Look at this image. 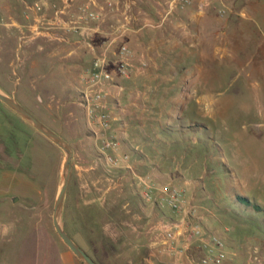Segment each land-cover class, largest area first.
Returning a JSON list of instances; mask_svg holds the SVG:
<instances>
[{"label":"rangeland","instance_id":"rangeland-1","mask_svg":"<svg viewBox=\"0 0 264 264\" xmlns=\"http://www.w3.org/2000/svg\"><path fill=\"white\" fill-rule=\"evenodd\" d=\"M12 1L0 0V89L73 146L61 215L66 232L98 264H175L155 228L159 211L143 205L135 191L134 173L146 177L155 165L171 171L176 185L188 181L201 228L227 245L226 264H264V0H210L204 26L189 25L181 34L187 48L169 52L185 65L163 69L188 80L139 83L138 90H149L134 105L143 121L134 114L123 128L108 104L109 128L95 123L89 142L69 118L81 113L74 83H55L51 77L61 74L41 63L34 45L19 62L2 10ZM41 85L48 89L42 98ZM52 87L65 95L53 97ZM111 134L120 144L105 153L117 157L115 168L97 149ZM134 150L148 158L139 168ZM63 160L61 149L0 101V264H83L52 224ZM238 194L262 210L241 204ZM163 213L177 215L168 208Z\"/></svg>","mask_w":264,"mask_h":264},{"label":"crops","instance_id":"crops-1","mask_svg":"<svg viewBox=\"0 0 264 264\" xmlns=\"http://www.w3.org/2000/svg\"><path fill=\"white\" fill-rule=\"evenodd\" d=\"M166 1L15 0L4 3L2 10L3 14L9 17L7 30L15 33L17 49L21 51V55L17 54L19 62L23 64L26 60L22 56V51L34 45L35 50L42 54L41 63L52 66V69L56 66L55 72L58 71L61 74L58 77H51L55 83L72 82L74 83L73 89L77 93L80 90H85L86 69L97 56L105 57V67L114 78V84L107 87L109 95L106 107H108L107 104H111V107L116 110L115 123L122 124L125 128L127 120L134 119V114H137V108L134 106H138L137 98L141 94L144 96L149 91L138 90L139 83L185 82L188 80L185 73L174 70L173 73L163 74L165 67L185 65L181 63V58L172 57L169 52L174 49L185 50L187 46L183 45L181 41L182 32L186 31L189 25L201 29L210 18L206 12L198 13L194 5L183 11H175L170 14L161 27H153L152 24L163 15ZM84 5H90L91 9L100 13L101 18L92 20L83 15L82 7ZM58 10L63 12L58 14ZM197 14L203 15L197 16ZM74 26L78 29L75 30ZM122 46L128 48L126 53L121 51ZM179 55L181 57V54ZM121 60H126L131 64L132 72L129 77L120 74L119 63ZM60 87L59 89L55 87L50 89L53 97L65 95V91L62 93ZM38 88L41 92V95L38 94L39 97L47 96L46 86L41 85ZM69 89L71 90V88ZM182 92L184 90L181 87L178 97L182 96ZM164 93L166 92L164 91ZM10 95L15 97V94ZM73 102L81 110V113L79 116L71 113L69 118L82 125L87 133L85 138L89 142L95 137V122L90 120L77 98ZM67 103L68 101H62L60 105L63 106ZM168 115L170 116V114ZM141 116L142 110L137 114L140 119ZM141 121L143 120L141 119ZM122 139L123 144L130 147L129 140L125 137ZM134 152L138 162L141 163L137 164L139 168L148 158L139 150H134ZM144 175L159 184L169 183L164 182L166 180H170L172 183L177 178L171 176V171L165 172L155 165H152L151 170H147V174ZM187 183L188 181L184 177L183 184L179 186L188 189ZM200 223L204 225L202 221ZM205 229L211 231L206 227Z\"/></svg>","mask_w":264,"mask_h":264},{"label":"built area","instance_id":"built-area-1","mask_svg":"<svg viewBox=\"0 0 264 264\" xmlns=\"http://www.w3.org/2000/svg\"><path fill=\"white\" fill-rule=\"evenodd\" d=\"M209 2L210 0H167L163 15L152 26L159 28L170 14L194 5L198 13H204ZM220 11L223 12L222 9ZM62 12L58 10L57 13ZM82 12L92 20L101 18L100 13L91 9L90 5H84ZM74 29L77 30L78 27L74 26ZM121 51L126 53L128 48L122 46ZM119 71L122 76L129 77L132 72L131 64L121 60ZM84 83L86 88L78 92L77 101L90 120L104 129L109 128V108L106 107L109 95L107 87L114 84V78L105 67V57L97 56L93 59L86 69ZM94 135H96L95 132ZM119 144L115 135L111 134L105 138L102 146L97 148L105 164L111 168L116 167L117 157L105 151L114 149ZM123 157L127 159L128 155L124 154ZM128 167L131 168V166ZM134 175L138 179V183L135 185L134 182V185L140 202L160 212L155 228L161 233L164 249L175 264H226L227 245L218 234L201 228L198 207L188 198L186 187L171 182L159 184L142 175L135 173ZM164 208H168L178 216L165 215Z\"/></svg>","mask_w":264,"mask_h":264},{"label":"water","instance_id":"water-1","mask_svg":"<svg viewBox=\"0 0 264 264\" xmlns=\"http://www.w3.org/2000/svg\"><path fill=\"white\" fill-rule=\"evenodd\" d=\"M0 101L4 103L7 107L17 113L22 119L28 122L32 127H34L38 132H40L49 141L55 144L64 153V160L60 172V182L56 197L53 204L52 212V224L55 231L64 242V244L69 248V250L83 263V264H98L87 251L82 248L65 230L61 222L62 208L64 203V198L66 195V190L69 183L72 159L74 155L73 146L64 139L60 134L55 132L53 129L48 127L44 122H42L37 116L31 113L23 105H21L17 99L3 92L0 89Z\"/></svg>","mask_w":264,"mask_h":264},{"label":"trees","instance_id":"trees-1","mask_svg":"<svg viewBox=\"0 0 264 264\" xmlns=\"http://www.w3.org/2000/svg\"><path fill=\"white\" fill-rule=\"evenodd\" d=\"M237 200L247 206V207H252V209L255 211V212H260L262 210V208L257 204V203H250V201L248 200L247 197L243 196V195H237L236 196Z\"/></svg>","mask_w":264,"mask_h":264}]
</instances>
